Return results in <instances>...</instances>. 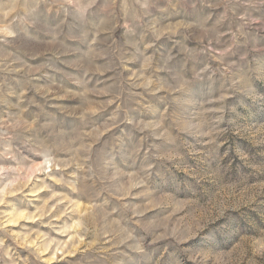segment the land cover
Segmentation results:
<instances>
[{"label": "rangeland", "instance_id": "rangeland-1", "mask_svg": "<svg viewBox=\"0 0 264 264\" xmlns=\"http://www.w3.org/2000/svg\"><path fill=\"white\" fill-rule=\"evenodd\" d=\"M0 264H264V0H0Z\"/></svg>", "mask_w": 264, "mask_h": 264}]
</instances>
